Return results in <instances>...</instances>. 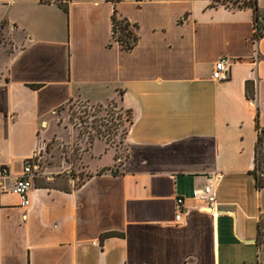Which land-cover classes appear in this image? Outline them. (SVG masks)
<instances>
[{
  "label": "crops",
  "instance_id": "1",
  "mask_svg": "<svg viewBox=\"0 0 264 264\" xmlns=\"http://www.w3.org/2000/svg\"><path fill=\"white\" fill-rule=\"evenodd\" d=\"M213 1L69 0L65 13L56 0H0V264H264V187L251 172L264 35L254 40L250 7ZM114 11L136 24L130 50L112 38ZM221 57L230 77L216 81ZM75 99L130 111L124 154L81 140L84 179L33 176L24 207L10 187L54 126L71 124L55 114ZM214 172L210 210L191 193Z\"/></svg>",
  "mask_w": 264,
  "mask_h": 264
},
{
  "label": "rangeland",
  "instance_id": "2",
  "mask_svg": "<svg viewBox=\"0 0 264 264\" xmlns=\"http://www.w3.org/2000/svg\"><path fill=\"white\" fill-rule=\"evenodd\" d=\"M0 41H3L2 36H0ZM55 116L56 121L59 118L58 122L63 117L70 116V123L73 124L65 123L62 124L63 127L54 126L57 137L49 138L40 152L34 156V162L37 164L34 179L37 182L41 180L45 182L46 176L49 175L55 176L60 182H67L68 176H72L76 184L80 183L84 179L83 171L80 169L82 154L80 141L84 140L87 144L88 135L94 139L99 133L105 135L108 137V143L116 149V155L124 154L123 139L125 130L128 128V114L119 106L118 101L112 100L107 104L97 106L81 99H75L57 111ZM77 116H81L83 122ZM76 136L78 139L73 141ZM101 147L102 143L98 142L94 149L99 150ZM64 159L70 163V167L66 170L62 166ZM102 160H108V155H105Z\"/></svg>",
  "mask_w": 264,
  "mask_h": 264
},
{
  "label": "trees",
  "instance_id": "3",
  "mask_svg": "<svg viewBox=\"0 0 264 264\" xmlns=\"http://www.w3.org/2000/svg\"><path fill=\"white\" fill-rule=\"evenodd\" d=\"M68 2L69 0H56L58 6L65 12H68ZM218 3L230 4L233 7L245 8L250 7L253 11L254 20V40H258L264 35V23L260 21V13L258 10L257 0H214L210 6H216ZM136 24H131L123 18H118L116 12L112 15V38L114 41L118 42L123 49L130 50L134 47L137 42V35L134 31ZM245 95L249 99L255 98V86L253 80L245 81ZM71 102V101H70ZM69 103V102H68ZM67 103V104H68ZM65 105L60 106L56 109L60 111ZM97 106H100L99 104ZM128 114V127L132 123V117L129 110H125ZM71 116V115H70ZM72 117V116H71ZM82 122V117L79 118ZM255 126L257 130V137L255 142V152H254V168L252 169V174L255 178V183L258 188L264 187V125H259L258 122V112L255 116ZM128 128L125 130L124 135L127 133ZM90 144L93 141V137L88 136ZM262 233H260L261 235ZM120 235L118 232H105L102 237Z\"/></svg>",
  "mask_w": 264,
  "mask_h": 264
},
{
  "label": "built area",
  "instance_id": "4",
  "mask_svg": "<svg viewBox=\"0 0 264 264\" xmlns=\"http://www.w3.org/2000/svg\"><path fill=\"white\" fill-rule=\"evenodd\" d=\"M257 56V55H256ZM230 60L226 57H221L215 61L212 70V79L216 81H224L230 77ZM37 168L36 163L32 158H28L24 161L22 171L14 180L10 187V191L17 194L20 197L21 205L26 207L29 205L30 200L28 197V192L31 187L32 177L34 176V170ZM8 172L7 167H2L0 169L1 174ZM220 174L219 172H214L210 175L207 182H205L201 187L193 188L191 197L195 200H199L202 203L203 208L214 210L216 207V194L217 186L219 183ZM184 197L176 196L174 209V221L179 222L183 217L184 210Z\"/></svg>",
  "mask_w": 264,
  "mask_h": 264
},
{
  "label": "flooded vegetation",
  "instance_id": "5",
  "mask_svg": "<svg viewBox=\"0 0 264 264\" xmlns=\"http://www.w3.org/2000/svg\"><path fill=\"white\" fill-rule=\"evenodd\" d=\"M111 101H112V100H111ZM108 102H109V101H108ZM108 102H107V103H108ZM88 103H89V102H88ZM107 103H106V104H107ZM95 105H98V104H95ZM99 105L101 106V105H103V104H99ZM80 117H81V116H77V118H80ZM69 121H70V116H69ZM70 122H71V121H70ZM71 124H73V123H71ZM125 135H126V134H125ZM125 135H124V136H125ZM88 136H89V135H88ZM96 137H98V138H100V137H104V138L106 139V141L108 142V139H107L108 137H105V135H103V134H100V133H99V135H96L95 138H96ZM93 142H94V138H93L92 143H93ZM92 143L90 144V142H89V140H88L87 147H86L87 150L92 146ZM115 155H116V154H115ZM116 156H118V155H116Z\"/></svg>",
  "mask_w": 264,
  "mask_h": 264
},
{
  "label": "water",
  "instance_id": "6",
  "mask_svg": "<svg viewBox=\"0 0 264 264\" xmlns=\"http://www.w3.org/2000/svg\"><path fill=\"white\" fill-rule=\"evenodd\" d=\"M33 160H34V157H33ZM37 165V164H36ZM37 169V168H36Z\"/></svg>",
  "mask_w": 264,
  "mask_h": 264
}]
</instances>
